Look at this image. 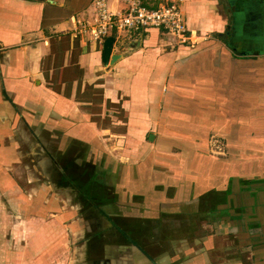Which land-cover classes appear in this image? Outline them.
Wrapping results in <instances>:
<instances>
[{
  "label": "crops",
  "instance_id": "1",
  "mask_svg": "<svg viewBox=\"0 0 264 264\" xmlns=\"http://www.w3.org/2000/svg\"><path fill=\"white\" fill-rule=\"evenodd\" d=\"M92 2L0 0V264H264V0H144L202 40L113 30L109 66L73 33ZM28 148L51 182L20 183Z\"/></svg>",
  "mask_w": 264,
  "mask_h": 264
},
{
  "label": "built area",
  "instance_id": "2",
  "mask_svg": "<svg viewBox=\"0 0 264 264\" xmlns=\"http://www.w3.org/2000/svg\"><path fill=\"white\" fill-rule=\"evenodd\" d=\"M115 1L120 2L124 9L113 12L109 8V0H93L95 15L86 21H76L74 36H87L102 46L113 30L137 32L144 28H157L180 46L193 48L202 40L199 35L188 29L179 6L174 2H160L156 7L150 8L145 5L144 0Z\"/></svg>",
  "mask_w": 264,
  "mask_h": 264
},
{
  "label": "rangeland",
  "instance_id": "3",
  "mask_svg": "<svg viewBox=\"0 0 264 264\" xmlns=\"http://www.w3.org/2000/svg\"><path fill=\"white\" fill-rule=\"evenodd\" d=\"M97 110L100 108L99 106H96ZM108 108H111V110H113L114 112H116L117 110L114 108V107H110L108 106ZM116 117H112V116H108V114L104 117V122L107 124V125H111L112 123L116 122L117 120H115ZM119 119H124L123 117H119ZM44 136V135H43ZM46 137V136H44ZM149 136H148V141H149ZM47 139V138H46ZM106 139L111 142V140H113L112 136L108 135L106 137ZM49 140V139H47ZM107 141V142H108ZM55 145L56 143H51L49 146H48V151H47V155L51 158V155L55 158H58L60 161H62V163L64 162V158L65 157H70L71 156H74L75 158H77L80 162L81 161H86V162H90L92 163V160H93V157L94 155H92L93 153V150H91L90 148H81L79 147L78 145H76L78 148H76L75 151H72V149H68V147L71 146V144L68 145V147L59 150V148H55ZM213 146H211V149H212ZM103 151V150H102ZM212 151L214 153H217V154H222L223 153V150L222 149H217L216 147L214 149H212ZM24 153H26V157L23 158V165H22V173L20 174V183L23 184L27 189L30 188V186L34 185L35 183H32V184H28L26 181H27V178L30 176V177H35L38 179V183H48V182H51V178H52V175H51V165L48 163L45 165V162H43V165H44V168L46 169L48 175L45 176V174H43L41 172V168H39V164L40 162H42L43 160H41V154H40V151L39 149H35V148H28L26 150H23ZM101 152V151H100ZM40 154V155H39ZM101 155V160L99 159L100 161V164L99 165H104L105 168L108 169V172H110L109 174V178H111L112 180L115 178L114 177V174L111 173L112 171H114V167H117L118 164L114 163L113 162V159H115V156H116V153H115V150L113 149H110L108 148L107 149V153H103L101 152L100 153ZM106 157V159H105ZM100 158V157H99ZM113 158V159H112ZM70 159V158H69ZM72 164L73 162H76L75 160H70ZM26 165L27 169H24V166ZM98 165V164H97ZM107 165V166H106ZM117 165V166H116ZM92 165H88L86 167L87 170L89 169H92L91 167ZM41 167V166H40ZM117 169V168H115ZM50 174V175H49ZM53 174V172H52ZM49 179V180H48ZM57 179V178H55ZM59 184H61L62 186H65L66 185V181L64 180L63 182H61V180L58 181ZM91 190V188L89 189ZM88 194H91V193H88Z\"/></svg>",
  "mask_w": 264,
  "mask_h": 264
},
{
  "label": "water",
  "instance_id": "4",
  "mask_svg": "<svg viewBox=\"0 0 264 264\" xmlns=\"http://www.w3.org/2000/svg\"><path fill=\"white\" fill-rule=\"evenodd\" d=\"M31 1H43V0H31ZM115 41L116 38L114 36H111V37H107L102 44L101 60L104 66L112 65L119 59L118 55L112 54Z\"/></svg>",
  "mask_w": 264,
  "mask_h": 264
},
{
  "label": "flooded vegetation",
  "instance_id": "5",
  "mask_svg": "<svg viewBox=\"0 0 264 264\" xmlns=\"http://www.w3.org/2000/svg\"><path fill=\"white\" fill-rule=\"evenodd\" d=\"M66 164H70V163H66ZM63 169H64V172H65V173H63V172H61V173H63L64 175H66V174L68 175V173H69V172H68V168L63 167ZM61 182H63V181H61Z\"/></svg>",
  "mask_w": 264,
  "mask_h": 264
}]
</instances>
